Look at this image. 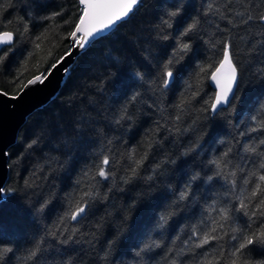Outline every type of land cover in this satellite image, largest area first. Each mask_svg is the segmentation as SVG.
<instances>
[{
  "label": "trees",
  "instance_id": "16d2710c",
  "mask_svg": "<svg viewBox=\"0 0 264 264\" xmlns=\"http://www.w3.org/2000/svg\"><path fill=\"white\" fill-rule=\"evenodd\" d=\"M0 3L7 8L0 10V31L14 32L13 44L0 50L3 56L12 48L0 63V90L15 95L69 50L80 7L78 0ZM177 9V17L167 16ZM260 14L264 0H141L124 22L82 50L56 95L26 118L7 149L3 187L14 191L0 201V246L12 252L0 264H201L206 252L208 260L223 264L219 252L227 255L237 243L230 229H256L262 219L230 211L234 219L220 221L224 226L212 233L223 239L195 247L221 208L239 207L241 188L245 195L255 183L264 188L256 176L248 177L264 174V130L250 131L252 116L264 120ZM195 18L197 27L184 38L191 50L175 58L179 63L171 65L174 77L165 88L161 66L173 57L178 32ZM225 42L238 68L235 98L213 113L212 69L201 68L218 65ZM104 156L110 161L106 180L96 175ZM221 158L235 177L215 175L212 161ZM90 190L96 195L84 197L89 203L82 217L61 222ZM69 235L73 239L62 243ZM38 241L40 251L27 259ZM248 258L264 260V254L256 250Z\"/></svg>",
  "mask_w": 264,
  "mask_h": 264
},
{
  "label": "snow or ice",
  "instance_id": "6c2138e0",
  "mask_svg": "<svg viewBox=\"0 0 264 264\" xmlns=\"http://www.w3.org/2000/svg\"><path fill=\"white\" fill-rule=\"evenodd\" d=\"M140 2L141 0H78V6L80 7L79 16L75 21L73 30L68 33V36L73 40V47L84 49L91 42L103 38L104 35L111 32L119 24L124 22L130 16V14L134 12ZM6 3L8 7H11L12 0H6ZM209 8H211V5H209ZM0 10H7V8L5 7V3H0ZM59 15H61L60 12L53 13L52 17H45V19H51ZM178 15L179 9L167 13V16L169 18H175ZM252 19L253 17L249 15L248 20ZM259 19L261 21H264V14H260ZM68 22L69 21H65V23ZM162 23L166 24L168 27H172L169 19L163 20ZM198 23L199 19L195 18L192 22L186 23V25L183 26L182 31L178 32L177 45L173 50V57L169 58L161 66L159 82L163 87L166 88L174 77L171 65H173L174 62L179 63V59L175 58L179 56V58L182 59L183 56L181 54L187 53L191 50V45L184 42V38L188 37L189 33L193 32ZM40 39L41 37H37L38 41ZM13 42V31H0V48H2V46L4 45H12ZM36 47L39 48L40 44L37 43ZM11 51L12 48L9 47L8 50L4 52L3 56H0V63H2L8 57ZM69 55H71V53L66 52L58 60L52 63L50 67L45 70V72H42L39 75L29 79L24 87L21 88L20 93H17V95L9 96L8 98L18 99L19 95L29 86H34L36 84L42 85ZM208 69H212L210 79L215 82L218 89V91L215 93L214 99H212L210 103L211 111L213 113H216L218 111L219 105L227 104L230 102V94L231 98H235L233 85L237 82L238 68L233 63L231 46L227 42H225L223 45V58L218 62V65L213 66L210 64L208 65V68L202 67L201 72H207ZM63 72L67 73L68 69L64 68ZM0 95L7 96L8 94L5 92H0ZM133 99H135V96L133 97ZM205 103L207 104L209 102L205 101ZM261 111H264V105H261ZM251 119L255 123V127H252L250 131L256 132L258 130H264V120H258L257 116H252ZM259 144L264 145V140H260ZM245 150L255 153L256 146L246 145ZM4 155L7 156L8 153L5 152ZM227 155L228 153L224 154V156ZM222 159L223 158L212 161V163L216 165V168L218 170L215 175L223 176L225 180H227L229 176L235 177V171L226 172L225 169L227 166L225 165L224 168L221 167ZM109 163V158L107 156H104L100 162V165L98 166L96 175L106 180L109 176V171L106 170V166L109 165ZM142 163L143 158L141 160L135 161L136 167L131 169L132 177L136 175L137 168ZM259 167L260 169H264V162H261ZM252 176H256L259 182H264V174H258L257 172L248 173V177ZM130 178L131 177L125 178V182H128ZM208 179L211 180L213 179V177L209 176ZM231 182L233 184V190H235L236 182L234 179ZM243 183L245 186L248 185L249 178H245ZM11 191L14 190L6 189L3 186H0V197L6 196V194ZM258 193L260 194L259 197ZM95 195L96 193L91 190L84 192L81 195L80 199L76 201L75 206L64 213V217H61V222H63L64 218L66 217L74 221L79 217H82V215L86 212L89 200L94 198ZM186 195V193L182 192L180 194V199L183 200ZM84 197H88L89 200H85ZM236 199L239 200V207L221 208L219 210V219H213L212 221L214 227L210 228L209 231L203 234L202 238L199 240V243L195 244V247L201 248L204 245H208L210 241L223 239V237L219 234L212 235V233H216V226L222 228L224 225L221 224L220 221L226 222L234 219L229 215L230 211L243 213L245 217H248V219L253 222V218L255 217L262 218L260 225H258L256 229H253L251 227V224L244 228L232 227L230 231L234 233V235L231 236V240L237 241V243L231 246L232 251L227 253V255H225V253L221 250L217 259H222L223 264H264V260H258L254 262L248 258L256 250H259L260 253L264 254V188H261V183H255V186L251 191L247 192V195H245V189L241 188L240 194L236 197ZM254 200H257L258 202L253 205ZM245 201H247V203ZM250 205H252L251 208ZM161 220L166 221V217L161 216ZM74 233L75 230H73V234ZM237 233L239 235H236ZM192 234H197L195 229L193 230ZM53 235H55V233H53ZM60 235H63V233H60ZM72 239L73 235H69L62 241V243L67 244ZM40 243L41 242L38 241L34 245L33 250L28 253L27 259L30 260L37 255V253L40 251ZM156 246L159 247V245ZM144 247L150 248L152 247V245L146 244ZM219 247L222 249L223 245H219ZM8 252H12V249L9 247L0 246V258L3 257L4 253ZM204 255L205 259L201 262V264H216V259H207V252Z\"/></svg>",
  "mask_w": 264,
  "mask_h": 264
},
{
  "label": "water",
  "instance_id": "95a60500",
  "mask_svg": "<svg viewBox=\"0 0 264 264\" xmlns=\"http://www.w3.org/2000/svg\"><path fill=\"white\" fill-rule=\"evenodd\" d=\"M70 41L71 48L68 52H70L71 55L66 57L63 63L42 85L36 84L34 86H29L19 95L18 99L8 98L12 95H0V186H4L8 176L7 156H5L4 153L7 152V149L12 144L15 143L18 131L24 123L26 116L32 113V111L46 104L58 92L66 75V73L63 72V69H68L76 56L89 46L87 45L84 49H80L78 47H73V40L71 37ZM210 76L209 84L214 89L215 96V93L218 91V89L215 82L210 79ZM236 83L233 85V92L235 91ZM0 92L3 91L0 90ZM18 93H20V91ZM228 104L229 103L219 105L218 110L222 107H226ZM2 199L3 197H0V201Z\"/></svg>",
  "mask_w": 264,
  "mask_h": 264
},
{
  "label": "bare ground",
  "instance_id": "6f19581e",
  "mask_svg": "<svg viewBox=\"0 0 264 264\" xmlns=\"http://www.w3.org/2000/svg\"><path fill=\"white\" fill-rule=\"evenodd\" d=\"M70 44H71V41H70ZM5 46H7V45H5ZM3 47H4V46H3ZM3 47H2V48H3ZM2 48H1V49H2ZM70 48H71V45H70ZM70 48H69V50H70ZM1 49H0V50H1ZM69 50H68V51H69ZM68 51H67V52H68ZM65 53H66V52H65ZM65 53H64V54H65ZM64 54H63V55H64ZM76 57H77V56H76ZM74 60H75V59H74ZM73 62H74V61H73ZM69 67H70V66H69ZM68 69H69V68H68ZM39 74H40V73H39ZM66 74H67V73H66ZM37 75H38V74H37ZM35 76H36V75H35ZM65 76H66V75H65ZM237 76H238V75H237ZM33 77H34V76H33ZM31 78H32V77H31ZM64 78H65V77H64ZM28 80H29V79H28ZM28 80H27V81H28ZM63 80H64V79H63ZM27 81H26V82H27ZM26 82H25V83H26ZM62 82H63V81H62ZM61 85H62V84H61ZM210 86H211V85H210ZM22 87H23V86H22ZM59 89H60V88H59ZM20 90H21V89H20ZM20 90H19V91H20ZM1 91H2V90H1ZM19 91H18V92H19ZM58 91H59V90H58ZM3 92H4V91H3ZM18 92H17V93H18ZM17 93H16V94H17ZM8 95H10V94H8ZM55 95H56V94H55ZM55 95H54V96H55ZM54 96H53V97H54ZM53 97H52V98H53ZM44 105H45V104H44ZM39 108H40V107H39ZM37 109H38V108H37ZM32 112H33V111H32ZM30 114H31V113H30ZM30 114H29V115H30ZM29 115H27L26 118H27ZM25 120H26V119H25ZM24 122H25V121H24ZM23 124H24V123H23Z\"/></svg>",
  "mask_w": 264,
  "mask_h": 264
},
{
  "label": "rangeland",
  "instance_id": "374dc122",
  "mask_svg": "<svg viewBox=\"0 0 264 264\" xmlns=\"http://www.w3.org/2000/svg\"><path fill=\"white\" fill-rule=\"evenodd\" d=\"M71 45V44H70Z\"/></svg>",
  "mask_w": 264,
  "mask_h": 264
}]
</instances>
